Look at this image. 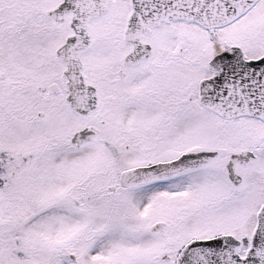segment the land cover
I'll use <instances>...</instances> for the list:
<instances>
[{
    "label": "snow or ice",
    "instance_id": "1",
    "mask_svg": "<svg viewBox=\"0 0 264 264\" xmlns=\"http://www.w3.org/2000/svg\"><path fill=\"white\" fill-rule=\"evenodd\" d=\"M0 264H264V0H0Z\"/></svg>",
    "mask_w": 264,
    "mask_h": 264
}]
</instances>
